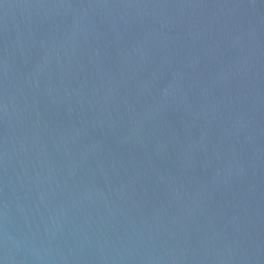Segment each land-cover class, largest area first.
Here are the masks:
<instances>
[{
	"label": "water",
	"instance_id": "obj_1",
	"mask_svg": "<svg viewBox=\"0 0 264 264\" xmlns=\"http://www.w3.org/2000/svg\"><path fill=\"white\" fill-rule=\"evenodd\" d=\"M0 264H264V0H0Z\"/></svg>",
	"mask_w": 264,
	"mask_h": 264
}]
</instances>
